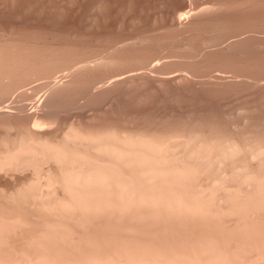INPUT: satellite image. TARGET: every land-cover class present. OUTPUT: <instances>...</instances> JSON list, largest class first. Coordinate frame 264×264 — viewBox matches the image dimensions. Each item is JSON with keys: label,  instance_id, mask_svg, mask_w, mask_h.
Listing matches in <instances>:
<instances>
[{"label": "bare ground", "instance_id": "bare-ground-1", "mask_svg": "<svg viewBox=\"0 0 264 264\" xmlns=\"http://www.w3.org/2000/svg\"><path fill=\"white\" fill-rule=\"evenodd\" d=\"M210 3L197 5V11ZM168 11L159 22L164 26L190 15L188 8L175 16ZM255 24L222 37L205 35L192 53L163 45L154 52L128 50L143 35L89 54L48 45L0 46V115L11 117L2 119L0 136V264H264V121L255 122L245 104L223 130L206 122L203 94L205 108L199 106L201 95L193 91L200 98L196 105L185 96L201 84L249 83L259 88L264 106V67L252 69L254 55L242 60L231 54L221 66L211 61L215 56L200 65L190 61L224 41L221 49L228 53L256 33L264 39ZM169 64L177 68L167 69ZM112 89L105 112L120 122L95 123V113L84 122L60 116L67 102L84 106ZM10 98L13 109H4ZM165 100L173 105L174 121L154 114Z\"/></svg>", "mask_w": 264, "mask_h": 264}, {"label": "rangeland", "instance_id": "rangeland-1", "mask_svg": "<svg viewBox=\"0 0 264 264\" xmlns=\"http://www.w3.org/2000/svg\"><path fill=\"white\" fill-rule=\"evenodd\" d=\"M98 1L100 2V6L102 5L101 7L94 6V5H96V2H97V1L95 2V0H14V1L13 0H0V46H3V47L4 46H6V47H19V46L21 47V46H23V48H39V47L43 48V47L48 45V47H58L59 49H65L66 51L69 50V52L73 53V54H78V53L79 54H84V53L89 54V53H92L90 51L96 52L100 49H106L107 46L109 47L112 44L118 45L119 43H121L122 40L135 41L139 37H141V35H143V36H147L146 38H144L145 41L143 40L142 43H139V44L136 43V45H134V46L129 45L128 50H130V51L133 50L132 51L133 53L140 54L146 50L148 52H150L151 49H152L151 52H154V51L158 50L157 48L162 47V45H163V47L165 46L166 50H168V51H172V52L176 51L177 53H184V52L192 53L193 51H198V49L201 47L202 41H203L202 39L208 38V37H205V35L211 36V38H216L217 35H220V37H222L224 35L237 32L246 24L250 25L253 23L254 24L256 23L255 26L258 25L257 27L252 25V27H254L255 29L260 30V31H262L261 29L264 30V28L261 27L262 22H263L262 24L264 25V17H262L261 15L260 16L258 15L260 13L264 14V4H263L264 0L263 1L257 0L258 2L256 0H245L242 3H240L241 0H239L240 2L238 0H223L224 3L222 0H215V2H214V0H165V1L164 0H162V1L161 0H103L104 3L102 2V0H98ZM158 1H160V2H158ZM229 1H230V3H229ZM255 1L257 4L253 3ZM232 2H234V3H232ZM163 3H164V5H163ZM205 3L206 4L210 3L209 5L213 6V7H210L212 9L208 8L209 9V10L207 9L208 11L204 10L205 12L204 11L202 13L198 12L197 11L198 7L202 4H205ZM213 3H216V4L218 3V4L214 5ZM159 4L162 5L163 7L166 5V7H164V9H163V7H161ZM232 4H233V6H232ZM235 4H237L238 6L237 5L235 6ZM197 5H199V6H197ZM247 5H248V7H246ZM244 6H245V8H244ZM255 6H257L259 8V10L262 9L263 11L259 12L257 7H256V10H258V11H256ZM187 8L190 9V12H188V14H190V15H188V17L186 16L182 20H177L175 18L174 23H176L178 21L176 23V25L174 24V25L164 26L163 24H161L162 22H164V19H165L162 16L166 15L168 9L170 10V11H168V13H173L175 16L178 14L177 12L186 10ZM220 8H222V9H220ZM235 8H237V9H235ZM240 8H242V9H240ZM194 9H195V11H194ZM246 9L249 11H246ZM98 10H101L102 14ZM223 10H225V11H223ZM227 10H228V14L230 13L229 15H227ZM243 10L245 11V15H244ZM159 11H162L161 12L162 14L161 13L159 14ZM234 11L238 12V14L241 15V17L237 13H234ZM164 12H166V13H164ZM194 12H195V14H194ZM211 12H212V15H211ZM222 12H225V15ZM205 13H206V15H205ZM241 13H243V14H241ZM255 14H256V16H255ZM197 15H200V16L198 17ZM214 15H216V16L212 17ZM218 15H221L223 17H220ZM235 15H237V16H235ZM191 16L195 17V19L192 18ZM201 16L203 19L201 18ZM227 16H230V17H227ZM158 17H160V19ZM197 17H198V19H197ZM218 17H219V19L217 21L216 19ZM258 17H260V20ZM161 18H163V19H161ZM189 18H191L192 20L191 19L189 20ZM206 18H208V19H206ZM226 18H228V20ZM252 18H256L257 20L252 19ZM185 19L187 20V22L189 24L187 22H185L186 21ZM199 19H202L201 20L202 22L199 21ZM212 19H215V20H212ZM155 20H157V21L159 20V21L155 22ZM211 20H212V23H211ZM220 20L222 23L218 24V22ZM222 20H224V21H222ZM160 21H161V23H159ZM179 21H180V23H179ZM181 21L183 23H181ZM214 21H216L217 25H215L216 23ZM249 21H251V23ZM209 22L214 26H212ZM224 22L226 23V25L228 24L227 28H225ZM152 23H154V24L152 25ZM184 23H186V24H184ZM156 24H157V26L155 28ZM180 24H181V26H180ZM206 24L207 25L210 24L209 27L210 26H212V27L208 28L209 29L208 30L205 27V26H207ZM241 24H242V26H241ZM219 25H221V26H219ZM232 25H234V26H232ZM147 26H149V27H147ZM158 26H162V27L157 29ZM216 27H217V29H216ZM221 27H222V29H219ZM223 27L227 30H223ZM229 27L235 29L236 31L233 29L228 30ZM148 28H150V29H148ZM167 28H168V30H167ZM213 28H215L217 31ZM237 28H239V29H237ZM193 29L195 32L193 31ZM197 29H199V30H197ZM200 29H202L203 31ZM205 29L208 31V33H206V34H205V32H207V31ZM162 30H164V31L166 30V32H164ZM222 30H223V32H222ZM174 31H176V32H174ZM185 31L187 32V34ZM215 31L217 32V34L215 33ZM219 31H221L222 33ZM190 32H192V34L193 33L194 34L192 35ZM196 32L199 33V35ZM225 32H226V34H225ZM200 33H202V34H200ZM153 34H155L156 36H154ZM194 35H196V36H194ZM257 35H259V34L256 33L255 36L248 37V38L244 39V41L240 42V44L238 43V44L231 46V49L230 50L228 49V51H227L228 53H225L227 48H224V50L221 49L222 47H225L228 43L227 41H224L220 44V46H218V47H220L219 49H218V47H217V49L214 47L215 49L213 51L207 52L206 54H203V56L197 55L199 57L197 59V61L195 60L197 56H195L194 59L192 57L190 59V61L197 64V65L198 64L200 65L201 63L207 62V60L210 61L212 59V57L215 56L216 60L212 59L211 61H217L218 62L220 60L218 62V64L220 63L219 65L221 66L222 61H224V60L227 61V58L231 54L232 55L236 54L242 60L243 59L248 60V57L249 58L251 57V59L254 57L255 59L251 60V61H253V68H252V66H251V68L253 70L256 69L255 71H258V70H260L261 67L262 68L264 67V57L261 58V56H264V52H263L264 51V48H263L264 47V45H263L264 39H263V36H257ZM203 36H204V38H203ZM159 38L162 41H160ZM169 38H171V39L173 38V40H171ZM183 39H185V40L183 41ZM261 39H263V41H262L263 43L261 42ZM177 40H178V42H177ZM171 41H173V43ZM252 41H253V43H252ZM258 41H259V43H262L259 46H257V44H256V42H258ZM169 43H170V45H169ZM246 43H247V46H246ZM149 44H150V46H149ZM166 44H167V46H166ZM251 44H253L254 47ZM76 45H78V46H76ZM143 45H146L145 46L146 49L143 48ZM181 45H183V47H180ZM73 46H76V50H75V47H73ZM171 46H173V47L171 48ZM249 46L250 47L252 46L251 47L252 52L249 51V50H251ZM80 47H83V48H80ZM84 47H85V49H84ZM195 47H197V48H195ZM243 47H248L249 50H248V48H244V50H243ZM258 47H260V48H258ZM141 48H143V49H141ZM147 48H149V50ZM246 50H248V51H246ZM181 51H183V52H181ZM234 51H235V53H233ZM236 51L239 52V54ZM257 51H258V53H257ZM214 53H216V54H214ZM218 53H220V54H218ZM223 54L226 56H224ZM205 55L206 56L210 55V56L206 57ZM216 55H218L219 59H217ZM236 55H234V56H236ZM240 55H241V57H240ZM222 57H223V59H221ZM260 58L263 59V61ZM192 59L195 61H193ZM255 60H257L256 62L261 61L263 63L260 62L259 64H257L255 62ZM222 63H224V62H222ZM254 63H256V64L254 65ZM168 67H167V69H171V70L173 68L174 69L177 68V66L175 64L174 65L169 64ZM175 72H173V73H175ZM58 77H62V76L58 74ZM66 78H67V76H64V78L62 77V79H66ZM40 80L41 79H39L37 81H40ZM225 84L226 83L221 84V85L224 86ZM229 84L231 85V83L226 84L227 87H230V88L232 87L233 90H232V88L230 90H229V88L227 89L226 85L223 88H221L222 86L220 84H219V86L216 85V88H214L215 86L212 85L214 89L212 88V86L210 87L211 88L210 89L208 87L210 85H208V84L197 85L196 87L198 89V92L195 90L196 89L195 88L192 90L191 94L185 93V96L191 98V100L187 98V102L189 100L192 101V98H193V99H195V101L193 100V103L194 102L197 103L199 100L198 101H196V100L200 99L198 97L201 95L200 100L201 101L203 100L201 102L203 104L198 102L199 106H204L205 102L207 101L206 105H205L206 109L202 110V112L205 110L204 111L205 113H203V116L205 117L206 122L210 123L211 125L212 124H218V126L220 128H222L223 130H229V128H228L229 123L234 121V120L235 121L238 120V113L237 112L240 109V107L242 105H245V104L250 105V109H251V113L253 114L254 121L257 123H262L264 121V106L260 105L258 102L259 98H260L258 93H261L260 91H257V90H259L258 86H257L258 89L256 90L255 89L256 85L254 88V87H251L253 84H251V86H250L249 83L248 84L240 83V86L242 88L240 86H237V85H239V83L237 85L232 84L234 86H229ZM204 85H207L206 89H205ZM202 87H204V88H202ZM218 87H219V89H218ZM212 89H213V91H216V92L218 90H220V92H222V93H219V91L217 93H214L212 91ZM113 90L114 89L106 91L100 95L93 96L92 97L93 99L91 98L89 100L90 102L84 106H83V104L80 105V103L77 104L73 101L67 102L65 105L62 106L61 109L63 111L60 110V112H61L60 116L62 117V119L64 121H67V120L74 118L75 120H79V121L84 122L86 120L88 114L92 115L95 113V115H96V117H95L96 119L94 120L95 123L96 122H103V121H109V122H113V123L120 122L121 118L118 119L117 117H114L113 115H110L109 113L105 112V106L108 103L107 97L111 93H114L116 89L114 91ZM200 90L203 93H201ZM205 90H208V91H205ZM193 91H194V93H196L199 96H196V94H194ZM206 92H209L210 94L206 93ZM211 92H213L214 94ZM204 93L206 94V97H205ZM193 94L195 95V97L191 96ZM215 94H216V96H215ZM202 96L204 98H207V100H205V102H204V99ZM11 100H12V98L3 101V103L1 105L9 104V106H4L3 107L4 109H6V108L7 109H13L11 106L14 104V99H13V101H11ZM124 100L122 99L123 105L126 102ZM165 101L166 102L162 103V104H161V102H164V101H160V103H158L160 105L159 106L157 105L158 109L156 108L157 112H154V114L156 116L160 117L161 119L165 120V121H174L176 117L174 116L175 112L172 111L173 105H171V102L169 100H165ZM219 101H220V103H218ZM4 102H6V103H4ZM71 102H72V104H71ZM93 102H95V103H93ZM75 104L78 107H76ZM218 104L220 105V107ZM73 105H75L74 108H73ZM123 105H121V107H123V108L128 106L127 103H125L124 106ZM194 105H196V104L194 103ZM216 105H217L218 109L220 108V110H216L217 109ZM88 106H89V108H88ZM90 106H91V108H90ZM205 106H204V108H205ZM217 114L219 116L221 114L222 116L219 118V116H217ZM215 115L217 117H215ZM0 116H1V118H0L1 119L0 120V123H1L0 124V136H1L4 133V128H3L2 124L7 120H11V117L10 116H4V115L3 116L0 115ZM7 117H9V118H7ZM2 119H4L5 121ZM12 119H13V117H12ZM209 127H211V126L209 125ZM97 234H101L100 231H97ZM19 240L20 239H18L17 241H19Z\"/></svg>", "mask_w": 264, "mask_h": 264}]
</instances>
